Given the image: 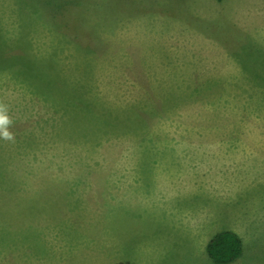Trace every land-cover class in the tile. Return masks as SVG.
Instances as JSON below:
<instances>
[{
    "label": "rangeland",
    "instance_id": "rangeland-1",
    "mask_svg": "<svg viewBox=\"0 0 264 264\" xmlns=\"http://www.w3.org/2000/svg\"><path fill=\"white\" fill-rule=\"evenodd\" d=\"M0 102V264H264V0H0Z\"/></svg>",
    "mask_w": 264,
    "mask_h": 264
},
{
    "label": "trees",
    "instance_id": "trees-1",
    "mask_svg": "<svg viewBox=\"0 0 264 264\" xmlns=\"http://www.w3.org/2000/svg\"><path fill=\"white\" fill-rule=\"evenodd\" d=\"M217 1L222 2L224 0ZM22 70L26 72V80H32V84H34V90L36 92L42 89V94H45V91L53 93V99L55 101H60L66 108L68 106L72 113H75L79 109L81 110L83 107L87 109L88 112L85 119L82 120L88 124L85 137L87 132H94L96 134L98 132H105L108 130L111 131L116 127L112 125L113 121L110 120V116L108 114L104 111L95 109L89 100L85 99V95H83V86L80 87V84L78 85L76 82L68 84L65 79L61 78V74L54 69L51 63L41 65V69L37 68L38 72L36 75L29 76L30 72L28 70L25 68ZM44 89L47 90L44 91ZM150 114L151 113H149V115ZM154 116L156 117V115ZM88 119L93 122V124L89 125ZM133 124V119L129 117L128 127ZM17 238L18 237H15V240H18ZM243 247V240L237 233L233 231H223L210 239L207 244L206 251L214 263L230 264L241 257Z\"/></svg>",
    "mask_w": 264,
    "mask_h": 264
},
{
    "label": "clouds",
    "instance_id": "clouds-1",
    "mask_svg": "<svg viewBox=\"0 0 264 264\" xmlns=\"http://www.w3.org/2000/svg\"><path fill=\"white\" fill-rule=\"evenodd\" d=\"M13 123L14 122L9 115V106L0 102V139L14 142L15 135L10 130Z\"/></svg>",
    "mask_w": 264,
    "mask_h": 264
}]
</instances>
